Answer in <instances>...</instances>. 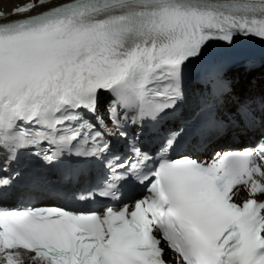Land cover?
Returning <instances> with one entry per match:
<instances>
[{"label": "snow or ice", "instance_id": "6c2138e0", "mask_svg": "<svg viewBox=\"0 0 264 264\" xmlns=\"http://www.w3.org/2000/svg\"><path fill=\"white\" fill-rule=\"evenodd\" d=\"M12 16L0 264H264V0H28Z\"/></svg>", "mask_w": 264, "mask_h": 264}, {"label": "bare ground", "instance_id": "6f19581e", "mask_svg": "<svg viewBox=\"0 0 264 264\" xmlns=\"http://www.w3.org/2000/svg\"><path fill=\"white\" fill-rule=\"evenodd\" d=\"M23 0H0V7L11 9L16 2H22Z\"/></svg>", "mask_w": 264, "mask_h": 264}]
</instances>
